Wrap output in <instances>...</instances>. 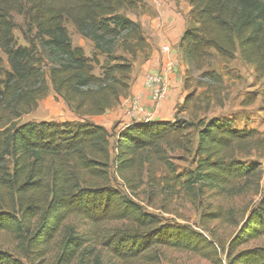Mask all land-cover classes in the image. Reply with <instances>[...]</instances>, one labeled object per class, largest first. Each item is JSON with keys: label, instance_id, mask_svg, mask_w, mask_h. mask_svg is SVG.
I'll return each mask as SVG.
<instances>
[{"label": "trees", "instance_id": "1", "mask_svg": "<svg viewBox=\"0 0 264 264\" xmlns=\"http://www.w3.org/2000/svg\"><path fill=\"white\" fill-rule=\"evenodd\" d=\"M142 0H0V233L15 253L0 264H151L162 249L207 261L216 256L202 213L200 231L163 222L132 199L182 191L222 196L257 171L244 159L264 149L252 129L231 119L200 118L227 93L211 66L239 58L264 78V0H189L191 25L180 39L186 95L173 121H140L114 133L83 122L27 121L51 90L80 117L101 116L127 97L138 57L151 47L142 27L123 14ZM13 15L22 17L26 46H17ZM91 43L86 56L66 28ZM103 58L100 63L99 59ZM98 69V74L95 70ZM251 104V101L247 105ZM186 113L188 118L179 119ZM261 158V156L259 155ZM188 161V162H187ZM188 164L180 169L178 163ZM86 229L83 233L78 228ZM263 195L229 243L227 264H264ZM104 259H107L103 263Z\"/></svg>", "mask_w": 264, "mask_h": 264}, {"label": "rangeland", "instance_id": "2", "mask_svg": "<svg viewBox=\"0 0 264 264\" xmlns=\"http://www.w3.org/2000/svg\"><path fill=\"white\" fill-rule=\"evenodd\" d=\"M141 12V10L124 11L123 14L130 17L129 15H138ZM12 19L15 25L13 37L17 46H26V42L24 41L22 35L26 26L22 17L13 15ZM190 25L191 21L188 12L186 28ZM66 28L72 44L74 46L82 47L85 55L89 56L92 49L91 43L86 40H81L79 36L74 33L71 25L68 24ZM143 33L151 46V37L148 36L147 32ZM174 49L177 61L166 63L164 66H161L159 70L147 74L144 79V84L149 93L145 96L139 95L133 101V104H135L134 108L140 111L144 115L145 119L154 118V115H152L154 114L153 111H155L156 107H162V103L166 99L168 92L170 89H173L170 87V78L177 74V70L181 67L178 46ZM162 50L167 51V48H162ZM0 57L3 59L5 64V57L1 53ZM99 61L102 63L103 58H100ZM146 61L141 57H138L135 64L145 63ZM135 64L133 69H135ZM211 68L222 77L227 98L222 106L212 105L209 110L201 112L199 117L207 119H231L234 122V125L238 128L255 130L259 134V139L264 141V78L258 79L255 75L253 66L242 63L238 57H236L234 61L227 64L222 63L218 60V58H215ZM95 74H98V69L95 70ZM153 75L161 76L165 79V95L163 100L159 103L153 101L151 89H149L145 83L147 78ZM180 84H182V81H180ZM180 84L178 92L176 93V106L168 110V113H170V115H168L171 118L170 121H173L176 117V108L180 104L178 98H180V102H182L186 95V92L183 90L182 86L180 87ZM45 99L48 100V103L43 106V111H37L36 109L31 114L23 116L19 123L27 121H47L59 123L89 121L79 117V120H74L73 116L78 115L69 110L65 103L54 94L51 88ZM250 101L251 104L247 105ZM151 104H153L152 107ZM37 108H40L39 104ZM151 108L152 111H150ZM178 118L186 119L188 118V115L186 113H182L178 115ZM115 129L116 126L109 131L112 135L110 138L111 156H113L112 146L114 143L113 136L114 133H116ZM187 162L178 163L177 167L180 169H189L188 164H186ZM243 162L245 164H256V173L247 181L235 184L230 192L222 196L210 198L209 194H205L203 196L193 198L186 195L184 192L179 191L169 197H164L163 195L151 197L147 194L144 187L131 196L144 211L157 216L163 222L188 226L197 231H200L199 227L203 219L202 213H206V210H208L209 207H211L214 211L220 210L222 213L221 221H213L208 224V228L213 235L212 240L217 249L216 256H214L211 261H207L192 254L162 249L160 251L152 252L155 253L157 257L155 260L153 259V261H151V264H227L226 253L228 251L229 243L235 236L240 224L247 216L249 210L254 208L260 200L264 189V149L254 152L252 156L244 159ZM84 231H86V229H83L82 227L78 228L79 233H83ZM263 243V240L250 242L246 245L240 246L237 249V252L249 247L261 245ZM0 251H5L10 254L15 253V245L12 243L11 238L2 233H0ZM54 253L55 248L53 246L52 251L45 260L46 263L43 264H51ZM106 261L107 259H104L103 263ZM108 264L110 263L108 262Z\"/></svg>", "mask_w": 264, "mask_h": 264}, {"label": "crops", "instance_id": "3", "mask_svg": "<svg viewBox=\"0 0 264 264\" xmlns=\"http://www.w3.org/2000/svg\"><path fill=\"white\" fill-rule=\"evenodd\" d=\"M142 2V7L138 9L142 12L138 15H129V18L138 22L143 32H147L148 36L151 37L152 45L150 47L152 48V55H150V59L145 63L135 64V69H133L131 76L129 93L127 97L120 99V103L116 108L107 111L101 116L80 117L74 115V120L83 118L105 128L107 131H111L116 126V133L134 122L171 120L168 110L176 106V93L186 70L180 54L181 67L177 70V74L170 78V87L173 89H170L168 92L166 99L162 103V107H156L155 111H153L154 114L152 115H154V118L145 119L144 115L134 108L135 104H133V101L139 95L145 96L149 93L144 84L147 74L159 70L166 63L177 61L174 48L179 47L181 36L187 26V14L190 12L191 7L189 0H142ZM162 48H167V51L162 50ZM181 86L182 84H180ZM178 99L181 104L180 98ZM47 103L48 100L46 99L39 102L40 108H37V111H43L42 108ZM152 106L153 104H151ZM150 111H152V108Z\"/></svg>", "mask_w": 264, "mask_h": 264}, {"label": "built area", "instance_id": "4", "mask_svg": "<svg viewBox=\"0 0 264 264\" xmlns=\"http://www.w3.org/2000/svg\"><path fill=\"white\" fill-rule=\"evenodd\" d=\"M146 86L151 89L152 99L154 102L159 103L163 100L165 95V79L161 76H150L146 80Z\"/></svg>", "mask_w": 264, "mask_h": 264}, {"label": "bare ground", "instance_id": "5", "mask_svg": "<svg viewBox=\"0 0 264 264\" xmlns=\"http://www.w3.org/2000/svg\"><path fill=\"white\" fill-rule=\"evenodd\" d=\"M164 40V39H163Z\"/></svg>", "mask_w": 264, "mask_h": 264}]
</instances>
